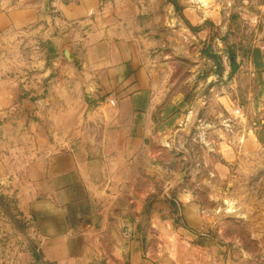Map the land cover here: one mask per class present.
I'll return each mask as SVG.
<instances>
[{"label": "rangeland", "instance_id": "374dc122", "mask_svg": "<svg viewBox=\"0 0 264 264\" xmlns=\"http://www.w3.org/2000/svg\"><path fill=\"white\" fill-rule=\"evenodd\" d=\"M35 1L43 2L0 0V12ZM111 3L116 11L107 14V24H123L127 36L151 43L170 74L173 63L179 66L190 98L217 74L210 54L233 50L238 60L264 51V0ZM82 71L38 27L0 31V162L6 174L0 179V264H54L44 257L34 219L22 211L8 176L68 146L64 139L82 141L94 99L72 96L52 82L58 74ZM190 141L185 148L192 157L171 149L168 160L138 161L103 141L92 146L103 169L99 235L95 254L79 264H264V223L252 222L264 211L250 210L243 186L233 192L232 181L204 170L193 154L198 141Z\"/></svg>", "mask_w": 264, "mask_h": 264}, {"label": "crops", "instance_id": "0c3cea01", "mask_svg": "<svg viewBox=\"0 0 264 264\" xmlns=\"http://www.w3.org/2000/svg\"><path fill=\"white\" fill-rule=\"evenodd\" d=\"M111 2L51 0V25L44 0L0 12V31L38 27L69 64L79 61L84 76L58 74L52 82L95 102L82 141L64 139L68 146L8 176L22 211L34 219L44 257L54 264H79L95 254L103 169L92 146L100 141L138 161L168 160L176 133L188 132L197 119L192 137L184 139H197L194 158L210 174L232 181L233 192L243 186L250 210L264 211V51L242 55L231 78V61L222 56V74L213 76L205 96L190 98L179 66L173 63L170 74L151 43L127 36L123 24H107V14L116 11ZM5 176L0 162V179ZM263 214L252 222L264 223Z\"/></svg>", "mask_w": 264, "mask_h": 264}, {"label": "water", "instance_id": "95a60500", "mask_svg": "<svg viewBox=\"0 0 264 264\" xmlns=\"http://www.w3.org/2000/svg\"><path fill=\"white\" fill-rule=\"evenodd\" d=\"M50 0H44V13L46 14V21L49 25L52 24V16L50 14ZM212 81H213V76H212V79L210 78L208 80V84L207 86L205 87V89H203L204 91L200 92L198 97L201 99L203 96L206 95V92L208 91V89L211 87L212 85ZM202 102V101H201ZM201 105H203V103H200ZM194 113H193V116L195 114V116H198L197 114V111H198V108H194ZM196 118H194L195 120ZM194 122V121H193ZM193 124V127L191 130H189L188 132H185V131H180V132H177L176 133V136L174 137L173 141H172V149H176V150H180V152H183L185 154V157H192L190 155V153H188L187 149L185 148V142H184V139L186 136H191V134L193 133V130L196 129L195 128V123L198 122V120L196 119V122H194Z\"/></svg>", "mask_w": 264, "mask_h": 264}, {"label": "trees", "instance_id": "16d2710c", "mask_svg": "<svg viewBox=\"0 0 264 264\" xmlns=\"http://www.w3.org/2000/svg\"><path fill=\"white\" fill-rule=\"evenodd\" d=\"M201 26L196 28V30H199ZM207 54V53H206ZM228 57L230 58L231 61V71L229 73V78H231L239 69V62L237 60L236 53L232 50L227 52ZM209 57L215 59L217 61V73L222 74L223 72V66H222V56L219 54H210ZM221 72V73H219Z\"/></svg>", "mask_w": 264, "mask_h": 264}]
</instances>
